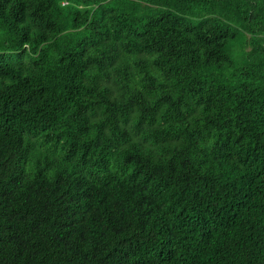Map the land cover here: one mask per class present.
Listing matches in <instances>:
<instances>
[{
  "label": "trees",
  "instance_id": "obj_1",
  "mask_svg": "<svg viewBox=\"0 0 264 264\" xmlns=\"http://www.w3.org/2000/svg\"><path fill=\"white\" fill-rule=\"evenodd\" d=\"M0 264H264V0H0Z\"/></svg>",
  "mask_w": 264,
  "mask_h": 264
}]
</instances>
